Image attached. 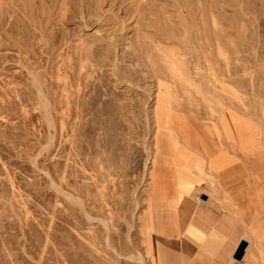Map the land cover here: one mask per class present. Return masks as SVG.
<instances>
[{"label": "rangeland", "instance_id": "1", "mask_svg": "<svg viewBox=\"0 0 264 264\" xmlns=\"http://www.w3.org/2000/svg\"><path fill=\"white\" fill-rule=\"evenodd\" d=\"M229 110L264 124V0H0V264H171L170 153Z\"/></svg>", "mask_w": 264, "mask_h": 264}, {"label": "crops", "instance_id": "2", "mask_svg": "<svg viewBox=\"0 0 264 264\" xmlns=\"http://www.w3.org/2000/svg\"><path fill=\"white\" fill-rule=\"evenodd\" d=\"M185 116L187 145L170 155L188 158L191 185L162 210L160 239L170 244L162 250L171 264H264V124L232 110L217 120Z\"/></svg>", "mask_w": 264, "mask_h": 264}, {"label": "bare ground", "instance_id": "3", "mask_svg": "<svg viewBox=\"0 0 264 264\" xmlns=\"http://www.w3.org/2000/svg\"><path fill=\"white\" fill-rule=\"evenodd\" d=\"M124 1V0H123ZM124 7V6H123ZM114 15V14H113ZM82 18V17H81ZM122 27V26H121ZM125 27V26H124ZM119 32V31H118ZM112 41V40H111ZM32 74V73H31ZM157 91V93H156V95H155V100H154V103H153V109L155 110V108H156V112H155V118H157V117H160L161 119H162V114H163V112L165 111L164 109H163V100H162V97H160V93L161 92H159V89H157L156 90ZM165 115V114H164ZM171 123V122H170ZM157 124V123H156ZM182 126V125H181ZM180 127V126H179ZM185 127V126H184ZM181 128V127H180ZM187 128V127H186ZM182 129V128H181ZM184 130H185V128H184ZM186 131V130H185ZM186 136V135H185ZM154 144H155V142H154ZM151 164V163H150ZM173 164V163H172ZM169 166V165H168ZM165 167L166 168V173H167V177L166 178H164L162 181L161 180H159L158 182H159V186H158V188H160V187H169V186H174V182H175V185L177 184V179H176V177H174V171H175V169L176 168H178V166L179 165H177L176 167H175V164H173V165H170L169 167ZM186 166H187V164H186ZM184 167V166H183ZM152 168V167H151ZM155 176V175H154ZM153 179H155V183L157 182V180L158 179H156V176L155 177H153ZM162 179V178H161ZM154 188H155V186H154ZM156 188H157V185H156ZM150 189L152 190V188L150 187ZM154 194H157V196L159 197V195H160V193L159 192H157L156 193V191H155V193ZM171 196V195H170ZM159 199V198H158ZM158 202H159V200H157L156 202H155V204L154 205H156L154 208H153V206L151 205V203H149L148 204V206H147V209H148V214H147V217L150 219V220H152V221H150V222H154V224H155V222L157 223V225L158 224H160V218H161V212H160V210H159V205H158ZM136 206H137V203H136ZM139 206V205H138ZM146 207V206H145ZM137 209V208H136ZM156 220V221H155ZM146 223V222H145ZM148 223V222H147ZM132 227V226H131ZM147 238H148V240H149V244H150V246H152V243H154V241H153V237H152V234L151 235H149L148 234V236H147ZM155 238H156V236H155ZM154 247V246H153ZM155 250V249H154Z\"/></svg>", "mask_w": 264, "mask_h": 264}, {"label": "water", "instance_id": "4", "mask_svg": "<svg viewBox=\"0 0 264 264\" xmlns=\"http://www.w3.org/2000/svg\"><path fill=\"white\" fill-rule=\"evenodd\" d=\"M204 198V197H203ZM247 246L246 241L241 240L234 252L233 258L234 259H241V257L243 256L244 250Z\"/></svg>", "mask_w": 264, "mask_h": 264}, {"label": "built area", "instance_id": "5", "mask_svg": "<svg viewBox=\"0 0 264 264\" xmlns=\"http://www.w3.org/2000/svg\"><path fill=\"white\" fill-rule=\"evenodd\" d=\"M195 200H196L197 202H199V201L201 200V198L198 196V197L195 198Z\"/></svg>", "mask_w": 264, "mask_h": 264}]
</instances>
